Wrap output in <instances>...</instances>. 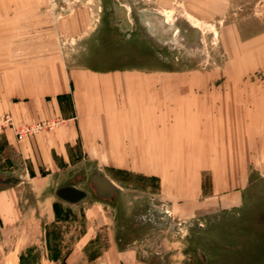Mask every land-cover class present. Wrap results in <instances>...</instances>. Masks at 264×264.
<instances>
[{"label": "rangeland", "instance_id": "rangeland-1", "mask_svg": "<svg viewBox=\"0 0 264 264\" xmlns=\"http://www.w3.org/2000/svg\"><path fill=\"white\" fill-rule=\"evenodd\" d=\"M52 2L57 4L52 11L19 15L50 17L53 35L58 20L84 22L78 38L52 39L53 52L71 65L146 72L149 77L164 72L165 82L210 84L207 97L239 93L264 98V0H231L220 10L205 9V0ZM164 14L171 23H164ZM4 17L11 19V12L4 11ZM11 30L4 27L9 42ZM16 30L36 39L43 32L40 27ZM226 83L239 84L240 90H220L218 85ZM245 159L247 180L237 209L179 220L168 202L157 199L154 179L101 170L75 146L66 161L55 157L52 170L36 172L50 174V179H27L18 188L19 210L0 220V264H264V107L259 143L245 138ZM0 167L6 175L24 169L14 149L1 153ZM97 173L112 177L117 192L101 196L93 178ZM208 184L206 176L205 191ZM64 185L85 190L87 198L77 204L58 200L54 190ZM53 203L59 204L58 217Z\"/></svg>", "mask_w": 264, "mask_h": 264}, {"label": "crops", "instance_id": "crops-1", "mask_svg": "<svg viewBox=\"0 0 264 264\" xmlns=\"http://www.w3.org/2000/svg\"><path fill=\"white\" fill-rule=\"evenodd\" d=\"M230 1L205 0L209 6L204 8L224 9ZM56 5L52 0H0V118L9 115L16 125L58 121L53 129L22 141L11 129L0 133V155L14 149L24 165L21 174L6 175L0 167V220L19 210L18 188L24 181L50 179V174L36 172L52 170L55 157L66 161L75 146L101 170L154 179L157 199L168 202L179 220L237 209L247 180L245 138L259 143L264 98L239 93L207 97L210 84L165 82L164 72L149 77L146 72L71 65L53 52L52 39L78 38L84 22L58 20L53 35L50 17L19 15L52 11ZM4 11L12 18L5 19ZM5 26L12 27L11 42ZM19 27L43 32L36 39L26 31L20 34ZM218 87L240 90L239 84ZM93 178L117 192L112 177L97 173Z\"/></svg>", "mask_w": 264, "mask_h": 264}, {"label": "water", "instance_id": "water-1", "mask_svg": "<svg viewBox=\"0 0 264 264\" xmlns=\"http://www.w3.org/2000/svg\"><path fill=\"white\" fill-rule=\"evenodd\" d=\"M95 185L101 196L107 195L109 192L113 191V186L97 178L95 179ZM54 196L66 204H77L85 200L88 194L84 190L78 189L72 185H64L54 190Z\"/></svg>", "mask_w": 264, "mask_h": 264}, {"label": "built area", "instance_id": "built-area-1", "mask_svg": "<svg viewBox=\"0 0 264 264\" xmlns=\"http://www.w3.org/2000/svg\"><path fill=\"white\" fill-rule=\"evenodd\" d=\"M58 124V121L39 122L30 125H16L14 124L11 116L3 115L0 118V133L5 129H11L18 141H22L28 137L33 136L35 133L42 130H51Z\"/></svg>", "mask_w": 264, "mask_h": 264}, {"label": "bare ground", "instance_id": "bare-ground-1", "mask_svg": "<svg viewBox=\"0 0 264 264\" xmlns=\"http://www.w3.org/2000/svg\"><path fill=\"white\" fill-rule=\"evenodd\" d=\"M184 12V11H183ZM165 15V14H164ZM164 18H165V21H164V23L165 24H169V23H171L172 22V20H171V18H169L168 17V15H165L164 16ZM185 19L192 25V26H194V27H196V28H198V22L197 21H194L193 19H192V17H190V15H188L187 13H185ZM154 23V22H153ZM154 25V24H153ZM157 29V28H156ZM145 30V29H144ZM177 30V29H176ZM156 37V36H155ZM75 187V186H74ZM77 188V187H76ZM79 189V188H78ZM81 190H83V189H81ZM85 191V190H84ZM116 191H117V189H116ZM86 192V191H85Z\"/></svg>", "mask_w": 264, "mask_h": 264}, {"label": "trees", "instance_id": "trees-1", "mask_svg": "<svg viewBox=\"0 0 264 264\" xmlns=\"http://www.w3.org/2000/svg\"><path fill=\"white\" fill-rule=\"evenodd\" d=\"M52 208H53L54 215H55L56 217H58V213H59V211H60V209H59V204H58V203H53V204H52ZM48 235H50V234L47 233V248H48L49 250L52 251V247H51L52 244L50 243V238H49Z\"/></svg>", "mask_w": 264, "mask_h": 264}, {"label": "flooded vegetation", "instance_id": "flooded-vegetation-1", "mask_svg": "<svg viewBox=\"0 0 264 264\" xmlns=\"http://www.w3.org/2000/svg\"><path fill=\"white\" fill-rule=\"evenodd\" d=\"M150 221V220H149Z\"/></svg>", "mask_w": 264, "mask_h": 264}]
</instances>
